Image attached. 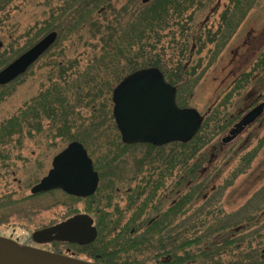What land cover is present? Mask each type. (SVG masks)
Instances as JSON below:
<instances>
[{
    "label": "trees",
    "instance_id": "1",
    "mask_svg": "<svg viewBox=\"0 0 264 264\" xmlns=\"http://www.w3.org/2000/svg\"><path fill=\"white\" fill-rule=\"evenodd\" d=\"M17 1L20 0H0V15ZM35 1L42 8V24L29 33L32 43L25 38L22 46L13 48L11 43L16 45L21 37L12 38L14 41L0 51V70L43 35L55 31L57 38L39 58L49 56L39 91L0 122V171L9 169L12 152H20L24 140L35 136L46 148L57 139L66 144L76 141L85 147L91 159L94 154L99 156L92 159L99 184L95 194L88 198V211L97 229L92 248L102 255L101 264H264V189L259 193V203L255 201L230 217L207 205L192 211L210 182L203 178L205 173L199 172L205 163L199 153L214 136L225 134L235 119L231 114L223 115L219 108L227 104L232 92L240 95L252 83L254 73L264 69V53L249 72L239 75L221 105L203 115L199 132L187 143L159 148L125 145L111 109L113 88L126 75L148 67L161 71L165 80L176 87L177 105L187 107L184 95H190L198 81L195 73L201 62L198 60L187 69L182 59L192 56L194 49L199 53L208 44L222 46L254 0H230L232 6L223 11L220 26L213 34L196 28L189 33L188 23L192 24L205 0H151L145 5L140 0H125L115 7L108 5L105 10L110 15L103 19L90 16L99 11L101 1L86 16L83 1L69 4L65 0H31ZM164 40L179 58L173 68L165 64L164 48L160 54L156 52L157 45ZM63 42L69 44L63 47ZM77 44L81 50H76ZM27 72L0 86V103ZM125 157L131 161L128 163ZM252 158L250 154L243 156L236 174L243 173ZM137 175L141 181L136 180V189L118 194V189L129 188L131 178ZM161 192L168 204L178 193L177 203L163 208L165 204L158 201ZM36 197L25 198L27 205L23 206L10 196L0 198V225L9 224L12 218H32L39 209ZM120 197H125L123 207L117 204ZM208 197L214 196L205 193L202 199ZM93 202L95 206L91 207ZM74 214L70 211L63 219Z\"/></svg>",
    "mask_w": 264,
    "mask_h": 264
},
{
    "label": "rangeland",
    "instance_id": "2",
    "mask_svg": "<svg viewBox=\"0 0 264 264\" xmlns=\"http://www.w3.org/2000/svg\"><path fill=\"white\" fill-rule=\"evenodd\" d=\"M35 2L31 0L14 2L6 8L4 14L0 15V19L2 18L0 25L2 48L0 51L5 50L9 43L14 41L12 38L21 37L16 45L11 43L13 48L22 46L25 38L31 40L32 43L33 39L29 33L34 29H39L40 23L42 24L44 20L41 16L42 8L37 6L38 1ZM229 2L230 0H205L202 10L195 13L192 24L188 23L189 33L193 28L212 34L216 32L220 26L221 14L232 6ZM34 5L37 8H34ZM236 25L238 26L225 39L222 46L217 47L220 43L208 44L199 53L197 49H194L192 56H185L182 59V65L187 69L194 66L198 60L201 62V67L195 73L198 81L192 86L190 95H184L187 99V107L197 110L200 115L210 113L219 104L221 105L231 91L234 80L240 74L249 72L255 66L259 55L264 53V0H254L250 9L246 10L243 19ZM68 44L69 42H63L62 46L66 47ZM169 46L167 40H164L162 44L157 45L156 52L160 54L161 48H164L165 64L168 68H173L179 58L173 55ZM47 61H49V56L38 60L28 70L25 77L13 84L12 93L0 103V122L16 113L39 91L40 80L44 81L43 74L48 70L45 67ZM250 94L251 99H255L254 105L247 104L250 100L247 97ZM260 102H264V69L254 73L252 83L246 86L240 95L232 92L227 104L219 110L223 115L233 116L246 104L248 107V105L255 106ZM225 135L226 133L214 136L199 153L205 160L199 172L203 168L206 169L203 178L210 182L199 195L192 211L197 207L207 205L210 209L221 210L223 216L230 217L245 207H251L255 201L260 202L259 193L264 189V113L259 121L242 132L233 142L221 146L220 141ZM66 145L57 139L53 145L46 148L40 143L39 136L24 140L21 151L12 152L10 168L7 169L9 171L6 172V169L0 171V198L10 196L13 202L17 201L22 206L27 205L24 199L30 196V188L47 175L51 169L52 158ZM248 154L253 156L249 165L244 167L243 173L236 174L241 166V158ZM94 156V158L99 157L96 154ZM208 160L212 162L211 166L207 165ZM210 190H214L213 194ZM205 193L214 197L204 200L202 196ZM35 201L39 209L33 217L27 221L10 219L9 224L0 225V236L23 245H31L30 236L34 230L63 221L70 211H74L75 214L77 212L90 214L89 200L87 202L67 200L59 191L39 195ZM158 201L162 206L165 204L163 208L168 206V202L164 201L163 192L160 193ZM122 202L119 198L117 203L119 207L124 206ZM67 247H69L67 244L60 243L39 246L43 250L54 253L65 252ZM72 250L79 253L78 248H72Z\"/></svg>",
    "mask_w": 264,
    "mask_h": 264
},
{
    "label": "water",
    "instance_id": "3",
    "mask_svg": "<svg viewBox=\"0 0 264 264\" xmlns=\"http://www.w3.org/2000/svg\"><path fill=\"white\" fill-rule=\"evenodd\" d=\"M151 0H141L147 4ZM50 32L0 70V86H6L27 69L56 40ZM1 48V43H0ZM176 90L167 84L156 68L135 71L125 77L112 92V116L124 144L163 146L173 142L187 143L198 133L202 117L192 108H179ZM264 103L248 111L221 139L226 145L261 116ZM98 175L84 147L72 142L51 162V169L30 189L31 195L61 190L65 194L87 198L96 191ZM97 236L88 215H75L54 226L34 231L31 239L38 245L66 242L80 246L92 243ZM0 264H92L16 242L0 236Z\"/></svg>",
    "mask_w": 264,
    "mask_h": 264
},
{
    "label": "flooded vegetation",
    "instance_id": "4",
    "mask_svg": "<svg viewBox=\"0 0 264 264\" xmlns=\"http://www.w3.org/2000/svg\"><path fill=\"white\" fill-rule=\"evenodd\" d=\"M45 1H47V0H45ZM65 1H67V3H72V2H74V3H76L77 4V2L78 1H83L84 3H85V6H86V11L85 12H83V14L86 16V14L88 13V11L90 12V11H92L93 9H95L96 8V5L98 6V4H96L97 2H99V1H101V4H100V7L98 8L99 9V11H97V12H93V13H91L90 14V16H93V18L94 19H99V17H101L102 19L104 18V17H106V16H109L110 15V13H109V11H108V13L106 14V8H108V5H113L114 7H115V5L117 4V3H122V2H125V0H65ZM141 1V0H140ZM96 14H98V15H96ZM105 14V15H104ZM248 35H250V34H248ZM34 44V43H33ZM32 44V45H33ZM31 45V46H32ZM30 46V47H31ZM67 46V45H66ZM75 48H76V50L78 51L79 50V48H82L81 47V45H79V44H77L76 46H75ZM233 65H234V67H235V61L233 62ZM234 73H235V70L233 71ZM233 72L231 73V74H233ZM236 80H234V82H235ZM251 94L250 95H248V97L247 98H250V100L248 101V103L247 104H250V103H252V105H254V102H255V99H251ZM261 103V102H260ZM262 103H264V102H262ZM247 104H246V106H244L243 108H241V109H239L237 112H236V114L235 115H233V116H231L233 119H234V122H233V124H236L242 117H243V115L244 114H246L249 110H251L252 108H254V107H256L258 104H256L255 106H252V105H248V107H247ZM263 112H264V109H263ZM260 118V117H259ZM258 118V119H259ZM262 118V117H261ZM260 118V119H261ZM257 119V120H258ZM259 119V120H260ZM236 120V121H235ZM257 120H255V122L253 123V124H255L256 123V121ZM250 126H248V127H246L245 128V130L247 129V128H249ZM219 147H221V146H219ZM215 149V148H214ZM124 160H128L127 162L129 163L130 161H131V159H130V157H125L124 158ZM211 164H212V162L210 163L209 162V160H208V162H207V165H209V166H211ZM120 166H122L121 164H120ZM208 166V167H209ZM206 169H204L203 168V170H202V172L201 173H205L206 171H205ZM140 176H136V177H133V178H131L132 180H131V185L129 186V188H123V189H121L120 190V188L118 189V194H121V195H125L127 192L126 191H129V190H133V189H136V180H139V181H141L140 180ZM176 181V180H175ZM129 181L127 180L126 181V183H128ZM126 190V191H125ZM177 195H178V193H176L175 194V196L173 197V198H171V200H170V203L168 204V206H171V205H173V204H176L177 203V201H178V197H177ZM120 199L121 200H125V197H120ZM77 200H80V201H84V202H87V200H89V199H80V198H77ZM79 201V202H80ZM93 201H94V199H93ZM91 201L89 200V203H90ZM123 204H124V206H125V203L124 202H122ZM95 206V203L93 202V206L91 205V207H94ZM167 206V207H168ZM93 209V208H92ZM77 214H87V215H89L90 216V214H88V213H78L77 212ZM90 217H92V216H90ZM92 219H93V225H94V227L96 228V223H95V220H94V218L92 217ZM261 223H264V221H262ZM259 227H260V225H259ZM255 229V228H254ZM264 241V240H263ZM255 243H257L258 241H257V239L254 241ZM94 243V242H93ZM93 243H91V244H89V245H85V246H79V245H77V248L79 249V253L77 252V251H73L72 250V248H76V246L75 245H68L69 247H67V249L65 250V252H63V251H59V254H65V255H67V256H70V257H75V258H77V259H80V260H83V261H87V262H90V263H93V264H101L102 262H103V259H102V255H100V254H96V253H93V248H92V244ZM30 246H33V247H36V248H39V246H37V245H35L34 243H32ZM41 249V248H40ZM261 251H263V249H261Z\"/></svg>",
    "mask_w": 264,
    "mask_h": 264
}]
</instances>
